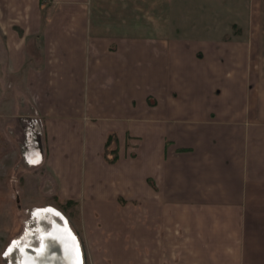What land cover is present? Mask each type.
<instances>
[{"label": "crops", "instance_id": "crops-1", "mask_svg": "<svg viewBox=\"0 0 264 264\" xmlns=\"http://www.w3.org/2000/svg\"><path fill=\"white\" fill-rule=\"evenodd\" d=\"M45 1L0 0V118L39 119L53 180L91 200L83 264H264V0L177 34Z\"/></svg>", "mask_w": 264, "mask_h": 264}, {"label": "rangeland", "instance_id": "rangeland-1", "mask_svg": "<svg viewBox=\"0 0 264 264\" xmlns=\"http://www.w3.org/2000/svg\"><path fill=\"white\" fill-rule=\"evenodd\" d=\"M225 1L226 4L231 3V0H153L154 6L145 7L142 0L127 1L129 3L126 6H113L120 0H108L111 6L102 13L108 14L109 18L115 14L120 19L125 13L131 20L136 18L134 31L151 21L155 30L168 26L176 34L182 28H188V25H180V19L183 20L185 16L190 22L189 26L197 24V29L204 32L215 24L225 26L228 23L225 18ZM51 2L47 0L42 3L41 15L48 14V9L52 6L47 4ZM214 18L218 19V23ZM108 20L111 21L106 22L108 24L113 22ZM262 88L264 89V85ZM10 109L14 111V105ZM18 117V120L14 117L4 120L0 118V264H26L30 258L28 251L32 248L37 254L45 253L43 242L61 224L64 229L72 230L78 238L79 256L83 264L88 256V248L85 254V247L82 245L85 238L84 222L89 221L83 214V208L91 200L65 196L66 183L54 181L46 160L42 159L41 121L22 113ZM109 156L112 155L109 153ZM89 216L91 218L92 215ZM96 216L97 214L92 218L96 220ZM88 231L92 240H97L99 231L96 227H89ZM129 234L130 231H127L128 237ZM154 257L160 258L157 247L154 249ZM186 264L192 262L188 260Z\"/></svg>", "mask_w": 264, "mask_h": 264}, {"label": "bare ground", "instance_id": "bare-ground-1", "mask_svg": "<svg viewBox=\"0 0 264 264\" xmlns=\"http://www.w3.org/2000/svg\"><path fill=\"white\" fill-rule=\"evenodd\" d=\"M63 226L62 224L58 226L52 236H48L43 242L45 243V253L37 254L33 248L29 249L30 258H28L26 264H61L58 258L64 257L65 250L66 255H69L72 260L74 257H79V241L76 239V235L72 230L64 229Z\"/></svg>", "mask_w": 264, "mask_h": 264}, {"label": "trees", "instance_id": "trees-1", "mask_svg": "<svg viewBox=\"0 0 264 264\" xmlns=\"http://www.w3.org/2000/svg\"><path fill=\"white\" fill-rule=\"evenodd\" d=\"M114 136L113 135H109L108 138H107V146L112 142ZM107 153V158L109 159V161H113L116 159V148L113 147L111 148L110 150L107 149L106 151ZM109 153L112 155V156H109Z\"/></svg>", "mask_w": 264, "mask_h": 264}, {"label": "flooded vegetation", "instance_id": "flooded-vegetation-1", "mask_svg": "<svg viewBox=\"0 0 264 264\" xmlns=\"http://www.w3.org/2000/svg\"><path fill=\"white\" fill-rule=\"evenodd\" d=\"M75 237H76V236H75ZM76 239L78 240L77 237H76ZM64 250H65V249H64ZM63 255H64V256H67V255H66V250L64 251ZM68 256H69V255H68ZM53 257H55V256H53ZM58 259H59V258H58Z\"/></svg>", "mask_w": 264, "mask_h": 264}, {"label": "snow or ice", "instance_id": "snow-or-ice-1", "mask_svg": "<svg viewBox=\"0 0 264 264\" xmlns=\"http://www.w3.org/2000/svg\"><path fill=\"white\" fill-rule=\"evenodd\" d=\"M13 243H15V242H13Z\"/></svg>", "mask_w": 264, "mask_h": 264}]
</instances>
